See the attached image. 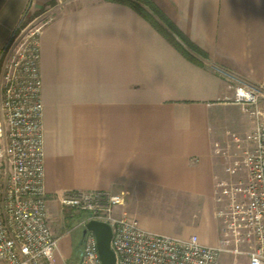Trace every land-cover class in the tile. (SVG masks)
<instances>
[{
  "label": "crops",
  "instance_id": "0c3cea01",
  "mask_svg": "<svg viewBox=\"0 0 264 264\" xmlns=\"http://www.w3.org/2000/svg\"><path fill=\"white\" fill-rule=\"evenodd\" d=\"M151 1L209 58L189 59L127 0H0V53L26 11L47 10L44 184L57 261L62 240L71 258L83 220L62 214L69 191L125 193L119 209L141 227L218 242L216 180L230 176L234 136L253 128L236 118L234 86L264 85V0Z\"/></svg>",
  "mask_w": 264,
  "mask_h": 264
},
{
  "label": "built area",
  "instance_id": "2783aa9c",
  "mask_svg": "<svg viewBox=\"0 0 264 264\" xmlns=\"http://www.w3.org/2000/svg\"><path fill=\"white\" fill-rule=\"evenodd\" d=\"M45 22L30 45L8 48L19 23L0 53V264H55L58 249L44 184L39 35ZM263 96L264 85L234 86L232 101L255 119L243 138L234 136L238 146L244 142L245 147L226 166L230 176L216 180L220 222L216 244L202 242L197 234L180 237L141 227L135 217L118 211L125 193L69 191L61 197L62 205L86 212L82 227L90 219L112 226L116 264H219L225 253L246 256L250 264H264V116L260 118L258 107ZM217 152L229 153L225 148ZM78 264H102L93 231L84 238Z\"/></svg>",
  "mask_w": 264,
  "mask_h": 264
},
{
  "label": "rangeland",
  "instance_id": "374dc122",
  "mask_svg": "<svg viewBox=\"0 0 264 264\" xmlns=\"http://www.w3.org/2000/svg\"><path fill=\"white\" fill-rule=\"evenodd\" d=\"M52 6H53L52 4H49V6L46 9H50ZM46 9H44L43 11L36 12V13L26 11V13L24 14V16L22 18V21L20 22L18 29L15 32V35L13 36V38L11 39V41L8 45V48L9 47L11 48V46H14V45H18V47H27L28 45H30L31 38L33 37L34 33L38 30V28L40 27L42 22H45L48 18L47 17L48 15L46 13V11H47ZM258 107L262 111V115L260 117L262 119L264 116V96L260 98V100L258 102ZM241 109L244 112H241V111L236 112L235 113V114H237L236 118H238L240 120L248 119L249 123L251 124V127H254L255 117L253 115H250V113L247 110H244L243 108H241ZM238 144L236 142L234 147L238 146ZM240 144H241L240 148L232 151L233 152V156L231 159L232 161L234 159L240 157L243 153L245 143L241 142ZM228 149H230V148L228 147ZM234 151L237 153H235ZM75 211H76V209H74V208L64 207V213L62 212V214L64 215L66 212L74 213ZM118 211L120 213H122V212L127 213V211L123 210V209L122 210L119 209ZM128 215L131 216L130 214H128ZM62 222L64 224L63 220H62ZM78 222L79 221H73L71 231L69 230L73 235V240L75 243L78 242L80 230L82 229V225L79 224ZM65 228H69V227L66 225ZM210 237H213V236L211 235ZM73 248H74V245L71 246L70 256L72 255ZM81 250H80V255H81ZM59 252H60L61 260L57 261L55 258V264H78V262L80 261V256H79V258H77L75 260H70V259L65 260V259L69 258L68 257L69 248L65 245L63 240H62V243L59 245ZM219 264H250V263H249V259L246 256H234V255L225 253L221 256Z\"/></svg>",
  "mask_w": 264,
  "mask_h": 264
},
{
  "label": "trees",
  "instance_id": "16d2710c",
  "mask_svg": "<svg viewBox=\"0 0 264 264\" xmlns=\"http://www.w3.org/2000/svg\"><path fill=\"white\" fill-rule=\"evenodd\" d=\"M132 6L141 12L148 20H150L160 31L165 35L185 56L189 59L202 64V62L193 55V53L201 56L202 58L208 59V53L190 40L170 19H168L151 0H127ZM52 1L50 4H54ZM144 4L145 6H142ZM152 10L153 14L158 15L160 22L153 18V14L150 13L147 8ZM43 11V10H42ZM86 212L76 210L74 213L66 212L67 218H72L74 216L75 220L84 219L86 217ZM71 227V225H70ZM82 229L80 230L79 239L81 238ZM82 248H77L74 242V248L70 260H75L80 256V250Z\"/></svg>",
  "mask_w": 264,
  "mask_h": 264
},
{
  "label": "water",
  "instance_id": "95a60500",
  "mask_svg": "<svg viewBox=\"0 0 264 264\" xmlns=\"http://www.w3.org/2000/svg\"><path fill=\"white\" fill-rule=\"evenodd\" d=\"M89 231H93L97 238L98 251L102 264H116V253L112 248V226L102 220L90 219L82 227L81 238L76 243L77 248H82L84 238Z\"/></svg>",
  "mask_w": 264,
  "mask_h": 264
}]
</instances>
